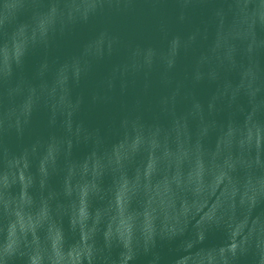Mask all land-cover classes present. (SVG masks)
Returning <instances> with one entry per match:
<instances>
[{"label": "water", "instance_id": "water-1", "mask_svg": "<svg viewBox=\"0 0 264 264\" xmlns=\"http://www.w3.org/2000/svg\"><path fill=\"white\" fill-rule=\"evenodd\" d=\"M0 264H264V0H0Z\"/></svg>", "mask_w": 264, "mask_h": 264}]
</instances>
